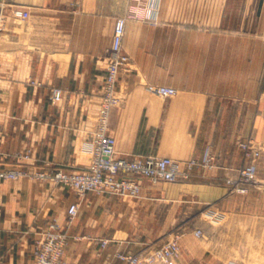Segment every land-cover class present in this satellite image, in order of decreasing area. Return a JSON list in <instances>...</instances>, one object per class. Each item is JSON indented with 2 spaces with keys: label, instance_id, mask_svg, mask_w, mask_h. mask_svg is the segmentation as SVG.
Listing matches in <instances>:
<instances>
[{
  "label": "crops",
  "instance_id": "1",
  "mask_svg": "<svg viewBox=\"0 0 264 264\" xmlns=\"http://www.w3.org/2000/svg\"><path fill=\"white\" fill-rule=\"evenodd\" d=\"M15 8L30 19H13ZM2 17L0 170L88 168L119 18L132 63L110 116L117 152L188 160L211 147L217 165L172 182L140 176L135 197L0 180V264H34L53 219L72 236L70 264H128L117 253L145 256L176 234L181 249L170 264H264V0H0ZM148 84L177 95L150 94ZM247 140L262 151L257 182L245 195L229 194L225 179L244 164L238 144ZM210 213L223 224H209Z\"/></svg>",
  "mask_w": 264,
  "mask_h": 264
},
{
  "label": "built area",
  "instance_id": "2",
  "mask_svg": "<svg viewBox=\"0 0 264 264\" xmlns=\"http://www.w3.org/2000/svg\"><path fill=\"white\" fill-rule=\"evenodd\" d=\"M11 17L15 20L27 21L31 14L26 9L15 8L11 12ZM4 22L5 18H0V30H2ZM125 27L126 20L119 18L115 23L112 45L109 50V67L103 84L96 127L90 142L92 159L88 168L75 171L45 168L35 172L20 168L2 169L0 170V180L31 177L64 184L81 197L90 191L98 194L109 193L135 197L141 193L142 185L138 179L140 176L149 178L153 183L172 182L177 179H189L196 166L204 169L216 167L217 159L211 147L205 149L201 159L191 158L188 160L158 155L127 158L117 152L116 139L109 134V129L111 112L122 101L118 87L120 75L128 71L132 63V58L123 49ZM146 89L150 94L166 99L177 95V90L169 86L148 84ZM52 98L60 100L62 91L53 90ZM239 144L245 159L249 162L226 176V182L232 193L245 195L249 192L250 185L256 181L257 161L261 157V150L251 141ZM24 157H28V155ZM78 211L79 203L70 204L68 207L69 222L76 217ZM194 234L201 237L203 231L198 228ZM181 237V234L174 235L166 243L148 252L145 256L123 252L117 253V256L128 264H170L174 256L180 252ZM71 239L72 236L57 219L50 221L36 241L34 264H70L64 260V256ZM108 243V239L102 240L103 247Z\"/></svg>",
  "mask_w": 264,
  "mask_h": 264
},
{
  "label": "rangeland",
  "instance_id": "3",
  "mask_svg": "<svg viewBox=\"0 0 264 264\" xmlns=\"http://www.w3.org/2000/svg\"><path fill=\"white\" fill-rule=\"evenodd\" d=\"M249 141H251V142H253L252 140H247V142H249ZM254 143V142H253ZM255 144V143H254ZM240 144H238V146H239ZM255 146L257 147V148H259L260 150H261V148L257 145V144H255ZM239 148H240V146H239ZM241 149V148H240ZM241 151H242V149H241ZM243 152V151H242ZM261 154H262V151H261ZM243 157H244V164L241 166V167H243L244 165H246V164H248V162L249 161H247L246 159H245V156H244V152H243ZM261 158V157H260ZM259 160V159H258ZM258 162V161H257ZM235 170V169H234ZM233 170V171H234ZM257 176H258V173H257ZM226 180V179H225ZM257 182V178H256V181L254 182V183H252V185H250V187L251 186H253V187H255L254 185H255V183ZM226 185H227V188H228V192H229V194H235V193H232L231 191H230V188H229V186H228V184H227V182H226ZM249 187V188H250ZM257 187V189L258 190H261V187H259V186H256ZM262 191H264V187L262 188ZM235 195H237V194H235ZM258 206L259 207H261V209H264V201H262V202H259L258 203ZM214 213H210V215H209V217H207V219H208V221H209V224H211V225H216L217 224V222H219V223H221V225L223 224V219H221V215L219 216V215H216V214H214ZM218 217H220V219L218 218Z\"/></svg>",
  "mask_w": 264,
  "mask_h": 264
}]
</instances>
